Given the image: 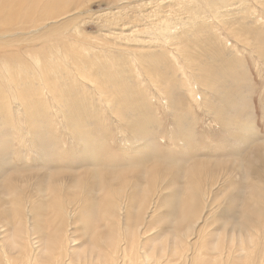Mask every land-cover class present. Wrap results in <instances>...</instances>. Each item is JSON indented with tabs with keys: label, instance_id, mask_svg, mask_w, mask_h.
Returning a JSON list of instances; mask_svg holds the SVG:
<instances>
[{
	"label": "rangeland",
	"instance_id": "obj_1",
	"mask_svg": "<svg viewBox=\"0 0 264 264\" xmlns=\"http://www.w3.org/2000/svg\"><path fill=\"white\" fill-rule=\"evenodd\" d=\"M145 1L81 0L62 27L66 46L56 44L55 31L48 34L53 28L27 33L0 17V29L7 31L0 35V139L11 153L0 169L2 179L61 168L73 193H84L83 185L71 186L75 171L90 177L91 168L124 167L133 157L160 154L146 163L147 169L163 168L149 174L156 181L153 192L184 171V180H201L210 197L224 192L229 198L231 187L221 190L211 183L241 158L245 163H237L248 165L250 150L264 145V0ZM158 22L172 30L168 40L157 33ZM123 24L147 40L146 57L136 59L135 51L107 45L120 40L107 30ZM82 43L94 58L85 70L73 60L84 51ZM132 47L142 53L145 45ZM183 52L207 62L203 68L209 74L178 54ZM169 59L175 69L166 89L145 69L150 63L164 68ZM95 70L103 74L95 77ZM182 124L188 133L178 129ZM43 137L52 143L47 151L34 148ZM84 143L92 146L87 152ZM203 160H210V167L194 171ZM30 182L26 195L33 191Z\"/></svg>",
	"mask_w": 264,
	"mask_h": 264
},
{
	"label": "bare ground",
	"instance_id": "obj_2",
	"mask_svg": "<svg viewBox=\"0 0 264 264\" xmlns=\"http://www.w3.org/2000/svg\"><path fill=\"white\" fill-rule=\"evenodd\" d=\"M80 1L0 0V17L10 27L27 33L30 29L39 32L53 28L48 34L55 31L56 44L66 46L61 43L67 35L62 27L76 15ZM4 6L9 9L6 11ZM189 7L186 10L192 11ZM62 19L68 20L61 22ZM59 21L62 25L55 26ZM157 25V28L160 26L157 33L168 40L172 30L162 22ZM135 31L130 24L109 28L107 32L120 40L107 45L135 51L134 57L142 59L148 52L145 50L147 40L132 35ZM6 34V29H0V35ZM130 40L136 43L132 42V46L145 45L139 48L143 54L130 47L131 42L126 44ZM78 46L82 49L84 43ZM178 54L209 74L203 68L207 62L202 65L189 52ZM173 55L178 65L179 58ZM91 57L84 47L73 60L85 70L94 66ZM172 62L169 59L164 62V68L158 69L150 63L145 73L169 89L168 79L175 69ZM103 70H95L94 76L102 75ZM178 113H182L181 108ZM178 129L189 131L186 124L179 125ZM50 145L49 139L43 137L34 148L47 151ZM8 147L9 144H3L0 139V169L11 154ZM91 147L84 143V152ZM98 147L103 148V145L98 144ZM52 152L37 151V154L45 156ZM263 152L264 145L260 146V151L254 146L245 157L248 165H239V161L245 163L241 158L226 171L225 177L211 183L214 187L222 185L221 190L231 187L233 193L228 199L224 192L210 197L209 188L204 187L201 180L195 177L184 180V171L153 192L156 181L149 174L163 168L156 165L147 169L146 163L160 154L143 159L133 157L124 167L91 168L90 177L75 171L78 177H72L71 186L83 185L84 193H73L70 185L62 180L64 170L61 168L52 167L50 173L0 177V264H264ZM209 167L210 160H203L195 164L193 170ZM31 180H34L33 191L26 195L25 189Z\"/></svg>",
	"mask_w": 264,
	"mask_h": 264
}]
</instances>
